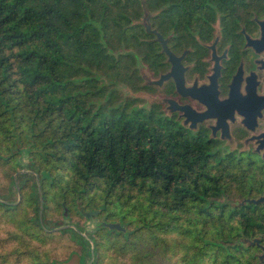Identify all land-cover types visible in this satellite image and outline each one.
Wrapping results in <instances>:
<instances>
[{"label": "trees", "instance_id": "1", "mask_svg": "<svg viewBox=\"0 0 264 264\" xmlns=\"http://www.w3.org/2000/svg\"><path fill=\"white\" fill-rule=\"evenodd\" d=\"M142 1L0 0V221L14 228L0 264H27L39 232H68L78 264H150L158 250L174 264H256L241 238L264 211L231 200L243 171L219 164L203 131L138 102V58L151 66L154 49L139 19L156 5ZM51 202L63 215L104 210L124 229L96 224L107 247L77 221L54 231Z\"/></svg>", "mask_w": 264, "mask_h": 264}, {"label": "flooded vegetation", "instance_id": "2", "mask_svg": "<svg viewBox=\"0 0 264 264\" xmlns=\"http://www.w3.org/2000/svg\"><path fill=\"white\" fill-rule=\"evenodd\" d=\"M143 10L139 21L154 49L151 66L138 58L139 104L206 133L219 164H237L248 179L239 196H264V0H156ZM246 201L264 211V201ZM259 222L241 238L256 264L264 260Z\"/></svg>", "mask_w": 264, "mask_h": 264}, {"label": "rangeland", "instance_id": "3", "mask_svg": "<svg viewBox=\"0 0 264 264\" xmlns=\"http://www.w3.org/2000/svg\"><path fill=\"white\" fill-rule=\"evenodd\" d=\"M146 106V104H142ZM12 200L16 201L18 198L19 200L21 199V194L15 193L12 197ZM242 197L241 196H236L232 197L231 200L234 202H237L240 200ZM1 199V198H0ZM230 199V198H229ZM18 202V201H17ZM50 206V212L51 214L57 216L59 220L62 222L59 224L60 226L53 228L52 230L58 231L60 228H64L67 224L65 223H71V222H78L81 227L84 228V230L81 231V233L86 234L87 232H91L93 235L96 237L98 240V243L102 245H105L104 247H107L106 244L110 242L108 239L109 235L106 233V230L103 228L96 227V224L100 222L101 220H106L108 219L107 217H102L105 213L104 210H99L98 215H91V216H86L85 212H88L90 208H84L82 204H79V208L82 210V214L78 211H72L69 213V215H63L62 211H60L61 207H56L54 202H51ZM55 207V208H54ZM53 208V209H52ZM28 210V206L24 205V207L21 210V213H25ZM23 214H13V216L17 217L20 219ZM1 220V219H0ZM1 225V231H0V236H6L8 234V231L5 230H12L14 229L12 225L6 224L3 221H0ZM71 225V224H70ZM132 226V225H130ZM22 230L24 232L27 231V228L23 229H18ZM44 231H50V230H45ZM17 232V231H15ZM19 235V232H17ZM28 234V233H27ZM32 233V238L31 241L29 242V247H28V253L25 255V259H23L22 263L26 262L27 264H32V263H38L39 260H47L48 258L54 257L57 259L58 264H78V255L80 251V244L76 242L75 240H72L69 237V233L66 232L65 234L59 233V235L55 237H46L43 233L39 234ZM34 236V237H33ZM22 237V236H21ZM103 247V246H102ZM71 251V253H70ZM106 254H111V251L106 249ZM154 260L155 262H150V264H174L173 260L170 259L166 262H163L162 257L160 255V250H158L154 254ZM11 263H13V260H11ZM121 264H124L122 262Z\"/></svg>", "mask_w": 264, "mask_h": 264}, {"label": "water", "instance_id": "4", "mask_svg": "<svg viewBox=\"0 0 264 264\" xmlns=\"http://www.w3.org/2000/svg\"><path fill=\"white\" fill-rule=\"evenodd\" d=\"M151 32H154V30H152ZM166 51L168 52V50L166 49ZM165 76H167V74L165 75ZM191 114H193V117H194V120H202V119H204L205 117H206V115L205 114H198V115H195L196 113H192L191 112ZM186 115L188 116V118L189 117H191V115L190 114H187L186 113ZM195 115V116H194ZM193 121H192V125H193ZM18 194H19V190H18V192H17ZM246 198V199H245ZM19 200V198L15 201V202H17ZM242 202L244 201V200H251V201H253V202H258V201H264V196H260V197H258V198H256V199H250V198H247V197H243V198H241L240 199ZM90 215H89V213H88V217H89ZM101 224L102 225H104V226H106V227H109V228H119V229H124V227L123 226H121L119 223H117V222H108V221H102L101 222ZM263 248H264V246H263Z\"/></svg>", "mask_w": 264, "mask_h": 264}]
</instances>
